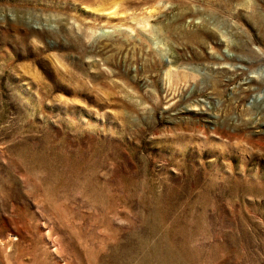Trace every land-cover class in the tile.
Wrapping results in <instances>:
<instances>
[{
  "label": "rangeland",
  "instance_id": "rangeland-1",
  "mask_svg": "<svg viewBox=\"0 0 264 264\" xmlns=\"http://www.w3.org/2000/svg\"><path fill=\"white\" fill-rule=\"evenodd\" d=\"M0 264H264V0H0Z\"/></svg>",
  "mask_w": 264,
  "mask_h": 264
}]
</instances>
